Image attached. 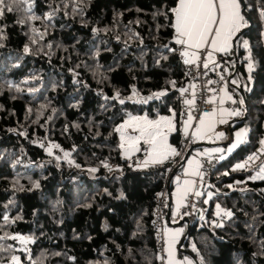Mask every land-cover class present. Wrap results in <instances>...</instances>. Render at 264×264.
Segmentation results:
<instances>
[{
    "label": "trees",
    "instance_id": "16d2710c",
    "mask_svg": "<svg viewBox=\"0 0 264 264\" xmlns=\"http://www.w3.org/2000/svg\"><path fill=\"white\" fill-rule=\"evenodd\" d=\"M177 1L5 0L14 10L0 16V264H157L151 218L170 162L129 166L115 129L175 113L169 140H179ZM245 4L251 26L232 46L229 89L246 98L234 128L248 132L213 172L201 227H189L198 264H264V179L233 168L264 139V0Z\"/></svg>",
    "mask_w": 264,
    "mask_h": 264
},
{
    "label": "snow or ice",
    "instance_id": "6c2138e0",
    "mask_svg": "<svg viewBox=\"0 0 264 264\" xmlns=\"http://www.w3.org/2000/svg\"><path fill=\"white\" fill-rule=\"evenodd\" d=\"M19 0H12V3H17ZM11 4H6L5 0H0V16L4 15L5 11H13ZM171 12L174 14L175 20L172 23V27L176 32L175 42L182 46L181 56L185 57V64H195L198 60L201 59L200 50L207 51V57L205 58L204 68L207 69L209 64H215L216 67H219V64L215 61L213 57L214 52H228L231 47V40L233 37L237 36V33L241 31L242 28L247 26L245 17L241 14V0H179L178 5L171 9ZM261 16L264 17V10L261 11ZM34 19L36 17H33ZM23 23V21H21ZM95 31V29H94ZM243 47L248 48L249 42L247 40L243 41ZM211 49L210 51L208 49ZM29 49L27 46L24 51L27 52ZM166 58V57H165ZM249 71L252 70L251 58L249 57ZM223 79V76L221 77ZM212 83V81H209ZM235 83V81H233ZM174 84V82H173ZM195 87V86H193ZM181 94L186 89H181ZM155 98H159L164 95L163 92L153 94ZM194 96V93H193ZM153 97H149L152 99ZM107 99V97H106ZM228 99H231V96H228ZM208 103H213L212 99L207 101ZM223 101H221L222 103ZM123 103V101H121ZM186 105H194L195 100H184ZM243 103V101H240ZM210 114L205 113L204 117H208ZM214 116V113L211 114ZM231 116H240L241 112L239 110L232 111L228 113ZM175 113H173V117ZM204 117H201L200 124L203 128L205 125ZM192 119L191 114L189 113L188 120ZM220 123H226L224 119L219 121ZM187 121L185 125L187 127ZM212 125H207V128H211ZM202 128H198L196 133L193 135H198ZM131 130L132 133H139L138 135L129 134L128 130ZM120 133L121 143L120 147L124 149L125 155L130 154L133 151H139V144L143 141L144 144L148 145V158L141 165L147 167L149 163L152 164H162L169 156H176L179 153L175 148L169 146L166 142V130H173V118L172 117H160L158 120H149L147 117H129L123 124L118 126L115 129ZM248 129H240L235 135L236 140L230 145L227 149V152H232L233 149L237 148L240 144L246 142V135ZM218 138L222 137L223 134H217ZM261 150H264V139L260 141ZM216 152H221V149H215ZM65 156H68V153H65ZM219 159H224V156L221 155ZM258 159L256 153L250 155L244 163L237 164L236 169L244 168L249 162L255 161ZM190 163H192L190 161ZM107 166V165H105ZM200 165L197 162L196 170L193 174L198 175L202 178L203 173L199 171ZM235 170V169H234ZM95 172L96 169H91ZM251 179H264V164L260 166V172L256 176L250 177ZM186 185H189V181H185ZM38 186V185H37ZM231 187V185L229 186ZM192 189L191 187H186L184 191V196L188 194ZM196 195H200L199 192ZM179 207V206H178ZM219 209V205H217ZM222 209L217 212V215H220ZM225 216H231V212H224ZM4 220L7 221L8 217L5 216ZM219 226V225H218ZM171 241L175 240V237L179 233L169 234ZM11 239L19 240L22 244H27L31 242V238L24 236H12ZM171 241L169 242V247L166 249L169 255H172L171 251ZM14 264H20L19 259L16 256L12 257ZM168 264H173L172 260H169ZM186 264L190 262L186 261Z\"/></svg>",
    "mask_w": 264,
    "mask_h": 264
},
{
    "label": "built area",
    "instance_id": "2783aa9c",
    "mask_svg": "<svg viewBox=\"0 0 264 264\" xmlns=\"http://www.w3.org/2000/svg\"><path fill=\"white\" fill-rule=\"evenodd\" d=\"M182 50V46L178 44L177 54L184 65V69L187 76V81L185 85L180 88V90L186 89L187 91H185L183 95L181 94V91H179L180 96L178 125L180 130V137L177 144L175 145V149L179 153V155L169 156V158L165 160L170 162V164L166 172V177L162 184V187L154 195V208L152 211L151 218V225L154 229V249L157 258V264H166L167 239L165 237V230L167 225H178L181 220H183L184 218L187 219V223L185 225L186 229L182 235V239L180 240L178 246V250L182 251L184 250V242L191 237L188 235L190 225L198 221V214L200 211L203 210V207H205L204 205H202V197L200 195H196V192H199L204 186H211L213 184L211 178L213 176L214 170L220 162L219 157L215 155H203L200 165V172L203 173V176L202 178L200 176L196 178L194 184V192L185 196L182 204L173 214L171 219L169 218L167 209L169 196L168 192L172 176L176 177V179L179 181H182L185 178V174L182 171V167L187 152L190 150L192 144L196 140V136H194L193 133L197 125V121L200 120L201 117H204L205 113L210 114L211 110L221 103V95L222 91L224 90V83L226 81H230V58L233 54H235L233 48L228 50V52L226 53L214 52L213 57L215 61L219 64V67H216L215 64L210 63L209 67L205 69L203 65L205 62V58L207 57V51L200 50L199 54L201 56V59L198 60L195 64H185V57L180 55ZM222 76L223 79H221ZM209 81H212V83H209ZM186 99H194L195 104L191 106L186 105L184 103V100ZM209 99H212L214 102L208 103L207 101ZM222 105L228 109L241 108L243 113H246V108L244 104L239 103L236 99L226 100L225 102H223ZM189 113L192 117V119L190 120L191 124L189 126V131L187 133H181V130L185 128V120H188ZM235 123L236 120L234 118H230L224 128L228 132V141L231 138V134L229 131L234 128ZM218 129H220V127ZM257 150L258 148L255 149L250 155L256 153L258 159L249 162L245 167L256 165L257 163L264 161V150H262L261 152ZM147 153L148 145L143 144L142 146H140V150L137 153H135L133 156H128L126 158L127 164L132 167L142 164L147 156ZM250 155H248L246 158H244L241 162L237 164L244 163Z\"/></svg>",
    "mask_w": 264,
    "mask_h": 264
},
{
    "label": "crops",
    "instance_id": "0c3cea01",
    "mask_svg": "<svg viewBox=\"0 0 264 264\" xmlns=\"http://www.w3.org/2000/svg\"><path fill=\"white\" fill-rule=\"evenodd\" d=\"M178 2H179V0L177 1L176 6L178 5ZM241 14L245 17V14L242 12V6H241ZM174 20H175V17H174ZM247 26H248V24H247ZM233 39H234V37L231 40V47L229 48V50L232 49ZM175 40H176V32H175V36H174V41ZM210 50L211 49L209 48V51ZM231 81H232L231 79H230V81H226L224 83V88H227L232 93L233 98L236 99L234 93L229 89V84H230ZM224 98H225V96L223 95L222 96V99H224ZM223 108H226V107H223ZM231 110H233V109H229V111H231ZM211 113H212V110L210 112V115L208 116L209 117V121H210V123L212 125L211 130H215L216 128H217L216 130H219L218 129L219 127L226 126L227 123H228V121L230 120V118H233L231 115H227L226 116V119H225L226 123H220L219 121L221 119H223L224 117H221V115H218V116H216V115L213 116L212 115L211 116ZM132 117H141V118L147 117V119H148V116H145V115H138V116H132ZM237 117L238 116H236L235 118H237ZM200 120L197 121V125H196V127L194 129V132H196L198 130L197 127H198V123H199ZM186 121L188 122V128H189V126H190L191 123H190L189 120H185V122ZM184 127H185V129H188L185 124H184ZM199 128H202V126L200 125ZM174 130H175V128L173 129V131ZM173 131H171V133ZM128 132H129V134H135V135H138L139 134L138 132L137 133H132L130 129L128 130ZM232 132H233V130H232ZM170 134H169V136H170ZM119 135H120V133H119ZM169 136L167 137V140L166 141H167V143L170 146H172L173 148H175V145H173L170 142ZM195 136H196V140L192 144L191 149L189 150V152L187 153V155L185 157V160H184V163H183V167H182V171L185 174V178L182 181H179V180L176 179V177H174L173 178V181H172V187L169 190L168 205H169V210H170V214H169V218L170 219L172 218L173 214L179 208L178 206H180L182 204V202H183V200L185 198V196H184L185 188L186 187H189V186L191 187L192 190L190 192H188V194L194 192V184H195V180L198 177V175H195L193 173L196 170V164H197V162L199 163V165H201V160H202V157H203V154L201 153V149H204L205 148L206 150L214 151L215 152V149H220L221 148L222 151L221 152H217V154L220 153L221 155L226 156L227 154H229V152H227V149L236 140V135H232V133H231L230 140L227 141L224 144H220L221 141H226L227 140V137H228L227 132L224 131L223 136L220 137V138H218L217 135H214L212 132H209L208 128L205 127V126H203L202 131L198 135H195ZM143 144H144L143 141H141L140 144H139V148ZM194 150H195L196 153L194 152ZM258 150H261V145L258 147ZM137 152L138 151H133L130 154L125 155V152L123 150V156L125 158H127L128 156L129 157L130 156H133ZM215 153H210L209 152V153H206V155H215ZM215 156H218V155H215ZM147 158H148V155L146 156V159ZM190 161L192 163H190ZM233 168H235V166H233ZM199 171H200V169H199ZM185 181H189L190 184L189 185H186L185 184ZM211 186H213V185H211ZM211 186H204L199 191L200 196L202 197V205H204L205 207H203L202 215H201V217H199L198 224L199 223H203V220L206 217V208H207L206 207V204L209 202V199H210L209 197H212V195H213V190L210 188ZM205 190H209V192H210V195L208 196L209 199L206 198L207 195L205 193ZM216 211L217 212L219 211V209H217V206H215V214H217ZM185 229H186V226L185 225H167L166 230H165V237L167 239V248L169 247V242L171 241V238H170V235L169 234H171V233H177L178 232L179 235L175 237V240L174 241H171V251H172V255L170 256L169 253H168V251H167L166 264H168L169 260H172L173 261V264H186V261L187 262H190V264H197L196 263V260H195V258L193 256L194 252L196 251V247H195V245L193 243L192 237L189 238V239H187L184 242V245H183L184 246V250H182V251L178 250V246H179L180 240L182 239V235H183Z\"/></svg>",
    "mask_w": 264,
    "mask_h": 264
},
{
    "label": "rangeland",
    "instance_id": "374dc122",
    "mask_svg": "<svg viewBox=\"0 0 264 264\" xmlns=\"http://www.w3.org/2000/svg\"><path fill=\"white\" fill-rule=\"evenodd\" d=\"M178 45V44H177ZM225 96V98L222 100V96ZM228 96H231V99H228ZM226 100H234V98H233V95H232V93L227 89V88H224V90H223V92H222V95H221V101H223V102H225ZM223 102L222 103H220V104H218V106L217 107H214L213 109H212V113L211 114H213L214 113V115H216V116H218V115H221V117H224L223 119L225 120L226 119V116L228 115V113H230V112H232V111H237V110H239L241 113H242V109L241 108H236V109H233V110H231V111H229V109H227V108H223L224 106H222V104H223ZM246 112H247V110H246ZM212 116V115H211ZM160 117H172L173 118V129L175 128V126H176V119H175V116L173 117V113H171V114H164V115H157L156 117H154V118H151V117H148V119L149 120H153V121H155V120H158ZM233 118H235L236 116H232ZM239 117V116H238ZM126 120H128V118L126 119ZM126 120H124L123 122H122V124L126 121ZM201 121V120H200ZM200 121H199V123H198V127L197 128H199L200 127ZM204 121H205V127H207V125H209V124H211L210 123V121H209V117H205L204 118ZM187 128H188V123H187ZM216 128V127H215ZM225 126L223 127L222 126V128L220 127V129L219 130H211V128L209 129L208 128V130H209V132H212L214 135H217V134H219V133H222V134H224V131H226L225 129ZM240 129H245V127H240V126H236L234 129H232L233 130V132H232V135H235ZM173 131V130H172ZM189 131V128L188 129H183V130H181V133H187ZM197 132V131H196ZM196 132H194V133H196ZM227 132V131H226ZM171 133V131H167L166 130V137H168L169 136V134ZM227 134H228V132H227ZM234 138V137H233ZM228 140H226V141H221L220 142V144H224V143H226ZM167 142V141H166ZM230 143V142H229ZM168 144V143H167ZM169 145V144H168ZM170 146V145H169ZM172 147V146H171ZM173 148V147H172ZM221 149V148H220ZM124 149H122V151H123ZM257 151H259V152H261V150H257ZM194 152H195V150H194ZM215 153L214 151H209V150H206L205 148L204 149H201V153L203 154V155H206V153ZM196 153V152H195ZM215 155H218L217 157H220L221 156V154L220 153H218L217 154V152L215 153ZM221 160V159H220ZM262 164H264V161L263 162H260V163H257L256 165H252V166H249V167H245V169H247V170H252L253 171V174L256 176L257 175V173L258 172H260V166L262 165ZM205 193H206V195H207V197L206 198H208V196L210 195V192H209V190H205ZM209 198H211V197H209ZM208 198V199H209ZM217 206V205H216ZM218 209V208H217ZM217 212V211H216ZM199 217H201V215H202V211H200L199 212ZM198 220H199V218H198ZM201 225H202V223H199L198 224V227H201Z\"/></svg>",
    "mask_w": 264,
    "mask_h": 264
},
{
    "label": "water",
    "instance_id": "95a60500",
    "mask_svg": "<svg viewBox=\"0 0 264 264\" xmlns=\"http://www.w3.org/2000/svg\"><path fill=\"white\" fill-rule=\"evenodd\" d=\"M241 6H242V10H245V7H246L245 0H241ZM248 18H249V17H248ZM248 20H249V24H248V26L242 28V30L238 33V35L241 34L243 31L247 30V29L251 26V21H250V19H248ZM236 37H237V36H236ZM236 37H234V39H233V44H234V42H235V38H236ZM235 60H236V62L238 61L237 58H235ZM240 93L242 94L243 104H244V106H246V98H245V96L243 95L242 91H240ZM246 110H247V109H246ZM244 117H245V116H243L242 118H244ZM242 118H241V119H242ZM229 132L232 133L231 130H230ZM188 152H189V151H188ZM167 209H168V215H169V214H170L169 205L167 206ZM186 223H187V219L184 218L183 220L180 221V223H179L178 225H186ZM196 263H197V261H196ZM197 264H198V263H197Z\"/></svg>",
    "mask_w": 264,
    "mask_h": 264
},
{
    "label": "clouds",
    "instance_id": "9594fccd",
    "mask_svg": "<svg viewBox=\"0 0 264 264\" xmlns=\"http://www.w3.org/2000/svg\"><path fill=\"white\" fill-rule=\"evenodd\" d=\"M231 131H232V129H231ZM230 134H231V133H230ZM190 149H191V148H190ZM187 153H188V152H187ZM173 177H174V176H172V178H173ZM172 178H171V179H172ZM212 185H213V184H212ZM190 238H191V237H190Z\"/></svg>",
    "mask_w": 264,
    "mask_h": 264
}]
</instances>
